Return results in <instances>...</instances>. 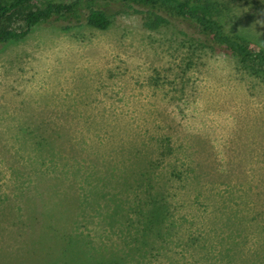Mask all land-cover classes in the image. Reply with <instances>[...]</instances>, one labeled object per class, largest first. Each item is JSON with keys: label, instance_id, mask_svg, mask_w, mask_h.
Returning <instances> with one entry per match:
<instances>
[{"label": "rangeland", "instance_id": "1", "mask_svg": "<svg viewBox=\"0 0 264 264\" xmlns=\"http://www.w3.org/2000/svg\"><path fill=\"white\" fill-rule=\"evenodd\" d=\"M217 1L263 49L264 0ZM112 16L0 46V264H264V76L181 24ZM161 186L164 234L143 245Z\"/></svg>", "mask_w": 264, "mask_h": 264}, {"label": "trees", "instance_id": "2", "mask_svg": "<svg viewBox=\"0 0 264 264\" xmlns=\"http://www.w3.org/2000/svg\"><path fill=\"white\" fill-rule=\"evenodd\" d=\"M30 2L13 0L7 3L0 0V46L22 41L42 25L63 31L83 27L106 30L113 23L112 13H126L140 16L143 27L149 31L168 26L177 28L181 24L183 27L177 29L179 35L200 47L222 50L234 57L248 72L264 76V48L254 50L242 37L225 32L218 19L227 7L217 0H49L40 7L32 6ZM114 2L115 5L112 4ZM111 6L113 9L110 13ZM138 173L136 182L141 181V185L152 189L154 183L150 182L149 173L140 169ZM157 178L161 179L162 176ZM163 192L161 186L149 195L147 205L150 209L143 215V245L147 244L150 231H155L156 236L164 234L161 227L167 219L168 206ZM120 206L115 207L114 214L119 213ZM222 254L229 257L227 253Z\"/></svg>", "mask_w": 264, "mask_h": 264}]
</instances>
